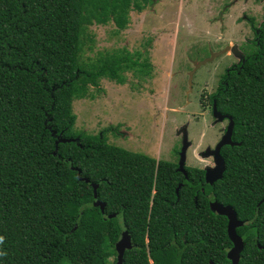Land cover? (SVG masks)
<instances>
[{
  "label": "trees",
  "instance_id": "1",
  "mask_svg": "<svg viewBox=\"0 0 264 264\" xmlns=\"http://www.w3.org/2000/svg\"><path fill=\"white\" fill-rule=\"evenodd\" d=\"M151 2L0 0V264H116L122 225L134 245L124 264H231L228 218L211 210L212 192L245 222L239 264H264V20H250L245 59L209 95L241 142L222 148L226 171L214 184L203 168L187 167V179L175 161L76 128L74 102L95 98L101 78L151 74L141 50L84 59L90 26L120 31Z\"/></svg>",
  "mask_w": 264,
  "mask_h": 264
},
{
  "label": "rangeland",
  "instance_id": "2",
  "mask_svg": "<svg viewBox=\"0 0 264 264\" xmlns=\"http://www.w3.org/2000/svg\"><path fill=\"white\" fill-rule=\"evenodd\" d=\"M253 17L256 26L264 20V0H152L141 12L132 9L128 27L120 31L114 22H94L84 59L115 48L141 50L149 57L151 74L127 71L123 84L101 78L98 87L91 86L95 98L74 102L77 130H106L109 142L175 161L179 170L188 124L184 172L214 166V157L203 153L216 147L230 124L212 114L209 95L217 92L226 70L245 59L241 45L254 38ZM228 45L227 52L197 66Z\"/></svg>",
  "mask_w": 264,
  "mask_h": 264
},
{
  "label": "water",
  "instance_id": "3",
  "mask_svg": "<svg viewBox=\"0 0 264 264\" xmlns=\"http://www.w3.org/2000/svg\"><path fill=\"white\" fill-rule=\"evenodd\" d=\"M231 48L230 45L226 47V49H223L221 51H218L216 53L212 54L211 58L206 59L205 61H202L200 63H197V66L200 64H205L207 61H211L215 56L222 55L223 53L227 52ZM196 71V68L190 73V78H189V83L192 85L193 82V76ZM214 113L217 117L218 120H224L225 118L230 119V125L225 133V135L222 137V139L218 142L215 148L208 147L203 155L205 154L206 156H213L214 157V166L209 167L206 169V183L207 184H213L214 182L218 181L219 179H222L224 176V172L226 171V161L224 156L221 153L222 148L225 145H237L241 144V142H235L232 140V134H233V127H234V121L231 117L224 115L220 113V111L217 110L216 104H214ZM187 125L184 126V142H183V147H182V153H181V165L179 167V171L184 172L185 168V159H186V153L188 150V147L190 146V141H189V135L187 133ZM66 141V140H64ZM204 155V156H205ZM186 177L188 174H186ZM79 177L80 176V171H79ZM87 180V179H86ZM90 184L94 186V196H95V205L99 206L102 210L103 213H105V208H106V202L102 201L99 199V194H98V184L90 182L87 180ZM181 186V185H180ZM179 186V187H180ZM178 187V189H179ZM210 208L213 212L218 213L220 215H224L228 218V235L230 240L233 243V246L229 249L228 251V258L231 260V264H239L240 259H241V253L244 249V241L242 236H240L237 233V228L240 226H243L245 224L244 221H241L238 216L237 212L234 209L233 206L229 204H223L219 202L218 200H214L210 202ZM112 216H117L116 214H109L108 217ZM134 245L132 243V238L129 233V230L125 225H122V233L120 239L116 242L115 244V249L117 252V264H124L125 260V252L129 248H132ZM210 264H215L213 261H210Z\"/></svg>",
  "mask_w": 264,
  "mask_h": 264
},
{
  "label": "flooded vegetation",
  "instance_id": "4",
  "mask_svg": "<svg viewBox=\"0 0 264 264\" xmlns=\"http://www.w3.org/2000/svg\"><path fill=\"white\" fill-rule=\"evenodd\" d=\"M251 29H252V27H251ZM253 31V30H252ZM247 43V42H246ZM241 49L243 50V52H244V56H245V53H246V49H245V43H243L242 45H241ZM241 62V61H240ZM240 62H238L237 64H235V65H238V64H240ZM235 65H233V66H235ZM232 67V66H231ZM218 89H219V85H218V87H217V91H218ZM209 103H210V100H209ZM214 105V104H213ZM212 108V107H211ZM214 113V108L212 109V114ZM226 120H228V122L230 123V120L228 119V117L227 118H225ZM226 120H223L224 122L226 121ZM222 121V122H223ZM227 129V126L225 127H223V129H222V131L224 132V135H225V133H226V130ZM224 135H222L221 136V138L218 140V142L222 139V137L224 136ZM182 137V139H183V142H184V133H183V135L181 136ZM218 142L215 144V146L218 144ZM183 147V146H182ZM213 163H214V161H213ZM204 170H205V174H206V168H203ZM183 175L185 176V174H184V172H183ZM206 177V176H205ZM185 178H187V179H189V177H186L185 176ZM205 180H206V178H205ZM215 183V182H214ZM213 183V184H214ZM208 185H212V184H208ZM182 187V186H181ZM206 185L205 186H202L201 188H200V190H202V192H206ZM176 193H177V196L179 197V189H177L176 190ZM208 197L210 198V202H212V201H214V200H217V198H216V196H215V194H214V192H212V193H208ZM196 200H197V197L195 198ZM114 259V258H113ZM116 264H117V259H116Z\"/></svg>",
  "mask_w": 264,
  "mask_h": 264
},
{
  "label": "clouds",
  "instance_id": "5",
  "mask_svg": "<svg viewBox=\"0 0 264 264\" xmlns=\"http://www.w3.org/2000/svg\"><path fill=\"white\" fill-rule=\"evenodd\" d=\"M214 108V105H213V107H212V109ZM215 148V147H214ZM215 164V163H214Z\"/></svg>",
  "mask_w": 264,
  "mask_h": 264
}]
</instances>
